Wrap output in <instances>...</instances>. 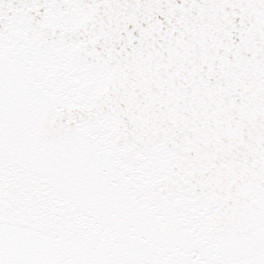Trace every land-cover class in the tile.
<instances>
[{
    "label": "snow or ice",
    "instance_id": "1",
    "mask_svg": "<svg viewBox=\"0 0 264 264\" xmlns=\"http://www.w3.org/2000/svg\"><path fill=\"white\" fill-rule=\"evenodd\" d=\"M0 264H264V0H0Z\"/></svg>",
    "mask_w": 264,
    "mask_h": 264
}]
</instances>
